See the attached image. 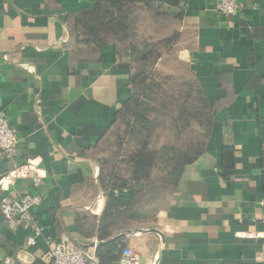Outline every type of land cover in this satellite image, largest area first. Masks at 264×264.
Here are the masks:
<instances>
[{"label":"crops","instance_id":"crops-1","mask_svg":"<svg viewBox=\"0 0 264 264\" xmlns=\"http://www.w3.org/2000/svg\"><path fill=\"white\" fill-rule=\"evenodd\" d=\"M218 1L187 0L178 23L137 15L149 32L143 21L177 33L158 68L198 81L215 115L204 154L185 168L156 216L117 235L140 264H264V0H239L234 16L218 12ZM93 6L94 0H0V113L18 140L13 162L0 165V201L26 193L43 199L30 212L42 228L33 246L26 243L30 223L10 230L0 214V263L49 264L50 240L91 252L97 239L88 235L108 193L129 195L102 187L95 151L128 98L129 73L108 59L83 63L72 56L67 15ZM168 140L160 132L157 146ZM224 148L234 153L226 179ZM24 165L41 179L37 189L29 178L4 181Z\"/></svg>","mask_w":264,"mask_h":264},{"label":"trees","instance_id":"trees-1","mask_svg":"<svg viewBox=\"0 0 264 264\" xmlns=\"http://www.w3.org/2000/svg\"><path fill=\"white\" fill-rule=\"evenodd\" d=\"M186 4L187 0H94L92 9L67 15L74 58L98 64L108 59L130 76L128 98L95 148L102 187L129 193H108L105 209L88 235L99 242V264H117L126 248L117 235L156 216L159 205L178 187L185 168L204 154L211 136L214 109L199 82L156 68L177 33L155 38L137 19L144 12L155 24L178 23ZM160 132L169 140L158 147ZM233 167V151L222 149L224 179ZM34 264L44 263L38 258Z\"/></svg>","mask_w":264,"mask_h":264},{"label":"built area","instance_id":"built-area-1","mask_svg":"<svg viewBox=\"0 0 264 264\" xmlns=\"http://www.w3.org/2000/svg\"><path fill=\"white\" fill-rule=\"evenodd\" d=\"M239 8V0H219L216 4L217 11L225 16L236 15ZM17 144V137L10 128L8 120L0 113V165L4 161L13 162ZM23 178L31 179L35 189L42 184L41 179L28 165L14 166L11 171L5 174L4 181L12 184L14 181ZM42 202V195L39 193H26L19 199L13 201H8L7 199L0 201V214L10 230L30 223L33 236L27 239L26 243L28 246H33L35 244V238L42 232V228L36 225L30 217L31 210L40 206ZM246 237L253 238V234H246ZM49 245V253L51 256L49 264H99L95 256L96 240L93 243L91 252L74 248L66 241L50 240ZM262 251L260 259L264 263V244H262ZM6 264L21 263L7 260ZM117 264H140V259L132 248L126 247L123 249Z\"/></svg>","mask_w":264,"mask_h":264},{"label":"rangeland","instance_id":"rangeland-1","mask_svg":"<svg viewBox=\"0 0 264 264\" xmlns=\"http://www.w3.org/2000/svg\"><path fill=\"white\" fill-rule=\"evenodd\" d=\"M144 25H146L148 28H150V30H151V32L149 33V35L150 36H154L155 38H166V37H171V36H173L172 34V30H171V28L169 27L168 28V26H165L164 27V32H162L161 30L158 32H155V30H156V28H154V27H152V26H149V24H148V21H145L144 22ZM167 29V30H166ZM154 33H155V35H154ZM156 33H160V34H162V35H164V37H157V36H161L160 34L158 35V34H156ZM176 34V33H175ZM179 38H178V36H177V39L176 40H178ZM172 49H173V45L170 47V49H168L167 51H165L163 54H162V56L163 55H166L168 52H170V51H172ZM162 56H161V58L160 59H162ZM172 57L170 56V59H171ZM160 59H159V61L157 62V64H156V68H157V70L159 71V72H161V73H163L159 68H158V64L160 63ZM167 60H169V59H167ZM171 63H170V61H166V63L164 64V67H165V71H168V70H170L171 71V69L170 68H172V64L170 65ZM159 66H161V68L163 67L162 65H160L159 64ZM163 74H165V73H163Z\"/></svg>","mask_w":264,"mask_h":264},{"label":"water","instance_id":"water-1","mask_svg":"<svg viewBox=\"0 0 264 264\" xmlns=\"http://www.w3.org/2000/svg\"><path fill=\"white\" fill-rule=\"evenodd\" d=\"M0 258H3V255H2V253L0 254Z\"/></svg>","mask_w":264,"mask_h":264}]
</instances>
